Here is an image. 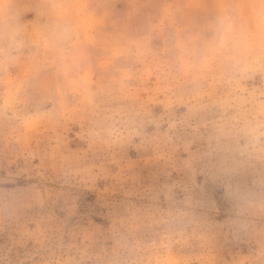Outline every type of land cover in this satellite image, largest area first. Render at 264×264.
I'll return each mask as SVG.
<instances>
[{
	"label": "rangeland",
	"instance_id": "374dc122",
	"mask_svg": "<svg viewBox=\"0 0 264 264\" xmlns=\"http://www.w3.org/2000/svg\"><path fill=\"white\" fill-rule=\"evenodd\" d=\"M0 17L20 41L0 53V264H264V59L215 58L229 26L264 32V0Z\"/></svg>",
	"mask_w": 264,
	"mask_h": 264
},
{
	"label": "clouds",
	"instance_id": "9594fccd",
	"mask_svg": "<svg viewBox=\"0 0 264 264\" xmlns=\"http://www.w3.org/2000/svg\"><path fill=\"white\" fill-rule=\"evenodd\" d=\"M15 23L12 17H0V42L6 45V47H0V53L10 54L14 48L19 47L20 41ZM70 38L71 35L67 29L63 32L54 29L51 35V41L54 44L64 43ZM257 54L264 59V32L256 35L250 33L243 25L229 26L218 42L215 58L224 71L237 73Z\"/></svg>",
	"mask_w": 264,
	"mask_h": 264
}]
</instances>
